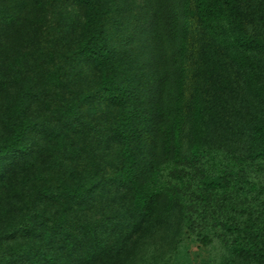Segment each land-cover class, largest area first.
Masks as SVG:
<instances>
[{
  "label": "trees",
  "instance_id": "trees-1",
  "mask_svg": "<svg viewBox=\"0 0 264 264\" xmlns=\"http://www.w3.org/2000/svg\"><path fill=\"white\" fill-rule=\"evenodd\" d=\"M0 264H264V0H0Z\"/></svg>",
  "mask_w": 264,
  "mask_h": 264
}]
</instances>
